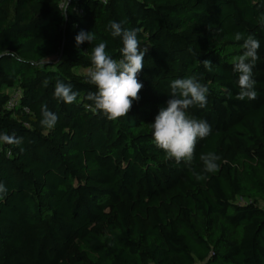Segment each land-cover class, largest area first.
Listing matches in <instances>:
<instances>
[{
    "label": "trees",
    "instance_id": "obj_1",
    "mask_svg": "<svg viewBox=\"0 0 264 264\" xmlns=\"http://www.w3.org/2000/svg\"><path fill=\"white\" fill-rule=\"evenodd\" d=\"M262 17L264 0H0V133L23 138L0 142V264H264ZM113 21L149 50L140 99L108 120L90 107L86 71L100 42L120 58ZM82 30L96 40L77 47ZM237 32L260 42L254 100L237 99ZM190 76L209 92L188 112L212 132L188 165L165 158L150 124L171 81ZM58 80L78 92L73 104L54 98ZM210 152L219 170L204 173Z\"/></svg>",
    "mask_w": 264,
    "mask_h": 264
},
{
    "label": "clouds",
    "instance_id": "obj_2",
    "mask_svg": "<svg viewBox=\"0 0 264 264\" xmlns=\"http://www.w3.org/2000/svg\"><path fill=\"white\" fill-rule=\"evenodd\" d=\"M264 22V17L261 18ZM111 36L120 38V58L114 59L106 51V42L96 44L91 50V66L86 71V82L95 86L96 91L87 94V100L92 102L90 107L98 113H102L108 120H117L126 117L130 112L133 101L140 99V91L143 84L138 76L144 68V57L149 46L141 47L138 39V29H125L120 22H110ZM236 41L243 40L241 45L242 54L233 57V71L238 73L239 100H254L257 98L255 91L256 81L253 79V68L258 60L260 42L252 35L244 38L237 32L234 36ZM96 40L95 34L80 31L76 37V46L84 42L92 43ZM189 51H192L189 49ZM19 59V57H17ZM201 63L208 71L212 70L211 60L204 59ZM49 81H43L47 87ZM209 89L201 84L196 76L178 78L171 81L170 99L167 106L160 108L154 122L150 124L155 146L165 153L167 160H174L179 164L182 161L191 165L198 140L208 137L212 128L203 119H198L189 114L188 110L194 106L204 108L207 105ZM53 96L55 99L66 104H73L78 92L73 91L71 84L57 81ZM40 124L42 128L53 129L58 121V116L48 110L47 105H42ZM0 142L7 145L19 146L23 143L22 137L14 133H0ZM21 151L23 149L21 148ZM221 157L215 153L201 154L204 173H215L219 170L217 163ZM196 179H206L199 173H195ZM7 193L6 187L0 183V199Z\"/></svg>",
    "mask_w": 264,
    "mask_h": 264
},
{
    "label": "built area",
    "instance_id": "obj_3",
    "mask_svg": "<svg viewBox=\"0 0 264 264\" xmlns=\"http://www.w3.org/2000/svg\"><path fill=\"white\" fill-rule=\"evenodd\" d=\"M13 104H14V100H10L8 103V106L11 107V106H13Z\"/></svg>",
    "mask_w": 264,
    "mask_h": 264
},
{
    "label": "rangeland",
    "instance_id": "obj_4",
    "mask_svg": "<svg viewBox=\"0 0 264 264\" xmlns=\"http://www.w3.org/2000/svg\"><path fill=\"white\" fill-rule=\"evenodd\" d=\"M67 3V0H64V4H66Z\"/></svg>",
    "mask_w": 264,
    "mask_h": 264
}]
</instances>
